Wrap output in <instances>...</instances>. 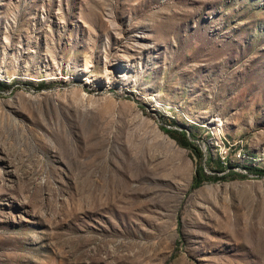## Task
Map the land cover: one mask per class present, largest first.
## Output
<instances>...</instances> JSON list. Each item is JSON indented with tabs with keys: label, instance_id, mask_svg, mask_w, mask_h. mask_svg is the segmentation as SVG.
I'll return each instance as SVG.
<instances>
[{
	"label": "rangeland",
	"instance_id": "1",
	"mask_svg": "<svg viewBox=\"0 0 264 264\" xmlns=\"http://www.w3.org/2000/svg\"><path fill=\"white\" fill-rule=\"evenodd\" d=\"M0 82V264H264V0H0Z\"/></svg>",
	"mask_w": 264,
	"mask_h": 264
},
{
	"label": "trees",
	"instance_id": "2",
	"mask_svg": "<svg viewBox=\"0 0 264 264\" xmlns=\"http://www.w3.org/2000/svg\"><path fill=\"white\" fill-rule=\"evenodd\" d=\"M0 85H5V83L0 82ZM166 132L170 133V130L167 128H163ZM179 143L183 146H187L188 142L185 138H183L181 141L179 140ZM210 176L206 175L204 173L203 168H196L195 173L193 175V180H192V184H191V188L197 187L199 186V184L201 183L202 180L208 179Z\"/></svg>",
	"mask_w": 264,
	"mask_h": 264
}]
</instances>
